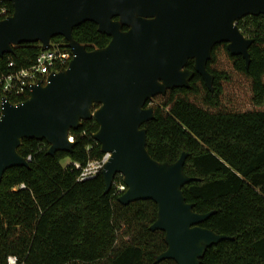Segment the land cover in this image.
<instances>
[{
    "label": "trees",
    "instance_id": "trees-1",
    "mask_svg": "<svg viewBox=\"0 0 264 264\" xmlns=\"http://www.w3.org/2000/svg\"><path fill=\"white\" fill-rule=\"evenodd\" d=\"M238 25L254 40L249 67L227 43L216 45L207 66L214 90L195 72L189 88L147 102L155 118L143 125L155 160L171 164L188 153L184 170L194 180L183 188L186 201L197 213L214 211L203 227L233 237L210 247L201 264H264V15ZM73 36L88 50L111 40L93 22L76 27ZM51 43L69 49L63 36ZM41 52L39 42L15 47L0 57V77L32 66ZM187 68L194 70L193 60ZM234 76L249 83L253 109L233 110L242 97L238 86L230 89ZM98 129L95 120L83 122L71 131L72 152L54 156L46 141H23L19 153L31 157L30 167L8 169L0 179V264H11L10 258L15 264H177L156 263L167 244L164 232L150 230L158 216L155 202L121 204L114 187L105 192L102 174L78 181L74 163L85 166L103 155L93 138Z\"/></svg>",
    "mask_w": 264,
    "mask_h": 264
},
{
    "label": "water",
    "instance_id": "water-1",
    "mask_svg": "<svg viewBox=\"0 0 264 264\" xmlns=\"http://www.w3.org/2000/svg\"><path fill=\"white\" fill-rule=\"evenodd\" d=\"M14 12L0 20V57L27 43L51 47L63 36L73 52L66 70L32 87L18 104L4 100L0 117V179L8 169L30 167L19 153L25 139L46 141L48 155L72 152L71 131L95 120L93 138L110 153L102 176L106 193L117 175L127 190L123 205L155 202L158 216L151 231L165 233L167 249L156 263L201 264L207 250L233 237L203 227L214 211L197 213L183 188L194 180L184 170L188 153L175 163L155 160L147 149L143 125L155 118L147 102L176 88H189L198 73L213 91L208 71L216 45L249 67L254 43L240 30L247 16L264 15V0H8ZM93 22L111 37L104 48L88 50L73 30ZM127 28V30H124ZM194 61V70L187 68Z\"/></svg>",
    "mask_w": 264,
    "mask_h": 264
},
{
    "label": "built area",
    "instance_id": "built-area-1",
    "mask_svg": "<svg viewBox=\"0 0 264 264\" xmlns=\"http://www.w3.org/2000/svg\"><path fill=\"white\" fill-rule=\"evenodd\" d=\"M7 1L8 0H0V20L11 16ZM69 49L62 48L60 44L51 43V47L47 50H42L32 66L10 72L0 77V117L4 100L11 101L10 98L20 99L26 96L30 97V92L34 85L38 84L40 81L46 84L48 82V77L52 73L66 70L73 58V52ZM9 66L14 67V63L11 62ZM71 140L73 141V137H71ZM110 157V153H103L100 158L90 160L85 166L77 162L74 163L76 169L80 171L78 181H86L102 174ZM27 159L30 161L31 157ZM21 187L24 188L25 186L22 185ZM113 187L119 196L126 192L127 186L121 174L116 176ZM10 260L12 264H15L14 258H10Z\"/></svg>",
    "mask_w": 264,
    "mask_h": 264
},
{
    "label": "rangeland",
    "instance_id": "rangeland-1",
    "mask_svg": "<svg viewBox=\"0 0 264 264\" xmlns=\"http://www.w3.org/2000/svg\"><path fill=\"white\" fill-rule=\"evenodd\" d=\"M225 57L226 56L224 55L223 51H220L219 52V58H220L222 63L225 61L224 60ZM227 67H228V69H230L229 65ZM233 83L234 84L230 86V89L232 90V89L236 88V86H238L242 92V97L237 102V104H236L235 108H233V110L245 111V110L253 109L254 106L252 105V102H251V92H250L249 83L245 79L244 80H238L236 76H234ZM233 86H235V87H233ZM10 263H11V260H10Z\"/></svg>",
    "mask_w": 264,
    "mask_h": 264
}]
</instances>
